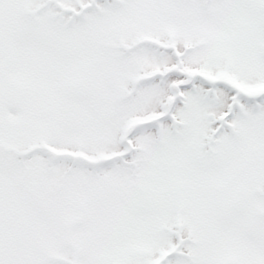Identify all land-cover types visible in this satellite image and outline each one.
<instances>
[{
    "label": "snow or ice",
    "instance_id": "snow-or-ice-1",
    "mask_svg": "<svg viewBox=\"0 0 264 264\" xmlns=\"http://www.w3.org/2000/svg\"><path fill=\"white\" fill-rule=\"evenodd\" d=\"M0 264H264V0H0Z\"/></svg>",
    "mask_w": 264,
    "mask_h": 264
}]
</instances>
